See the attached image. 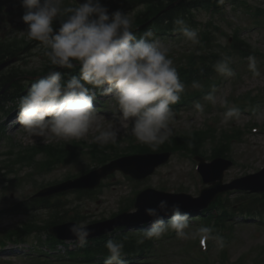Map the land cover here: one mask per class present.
<instances>
[{"label": "clouds", "instance_id": "9594fccd", "mask_svg": "<svg viewBox=\"0 0 264 264\" xmlns=\"http://www.w3.org/2000/svg\"><path fill=\"white\" fill-rule=\"evenodd\" d=\"M20 4L26 35L43 46L51 66L46 75L30 85L18 104L17 123L29 136L80 140L95 126L96 143H116V129L101 128L95 123L97 111L93 101L99 93L114 99L118 111L113 115L130 123V135L138 143L157 151L170 140L174 122L171 106L179 103L185 85L169 58L167 46L151 39V32L138 37L128 14L120 10L110 13L101 0H84L76 5H65L64 0H20ZM173 24L174 30L191 44L200 43L197 31L182 18L174 19ZM230 64L231 58L223 56L214 68L220 75L232 77L235 72ZM77 67L79 74L67 80V73L57 70ZM248 69L253 77L261 75L254 56L248 57ZM204 98L212 104L217 99L212 92ZM222 106L226 108L222 123L239 119V108L228 107L227 100L222 101ZM195 108L203 113L201 104L197 103ZM144 212L151 218L150 226L143 230L137 244L161 239L170 231L177 238L189 237V214L178 203L169 204L162 199ZM165 216L169 217L167 221ZM89 223L79 221L68 229L81 247L92 235ZM191 238L199 239L201 244L215 241L218 250L226 246L224 237L212 226L199 227ZM105 248L108 255L104 264H126L122 258L123 241L109 239Z\"/></svg>", "mask_w": 264, "mask_h": 264}, {"label": "rangeland", "instance_id": "374dc122", "mask_svg": "<svg viewBox=\"0 0 264 264\" xmlns=\"http://www.w3.org/2000/svg\"><path fill=\"white\" fill-rule=\"evenodd\" d=\"M74 1L79 0H64V2ZM239 1H245V3L241 4L240 6H237V9H232L230 5V3L232 2L231 1L227 3L225 7L221 8V11L223 12L222 14H215L206 12L204 10H198L196 12L197 20L198 22H201L203 26V24L207 23L213 17L214 24L222 25L224 32L218 31L216 29L213 34V38L217 42L224 44V46L229 45L228 43L231 39V36L234 34V29L237 27L240 28L242 30L241 35L243 39L249 42L256 50L260 51L262 54L260 56L261 60H257V67L261 75L259 77H253L252 73L248 69V59H240L238 56H233L230 67L235 72V75L232 77H225L223 75L218 74L220 78L219 82H221V84L219 85L216 94H214L217 98L215 104H212L208 101H204L203 103H201L204 109L203 113L197 111L195 106L192 108L181 109L179 111L172 108L174 112V122L171 125V127L173 128V134H178L194 128L204 129L207 127L210 121L214 122L216 124V127L221 130L230 129L231 126H233L234 128H239L244 131L242 140L238 143H232L229 146L230 153L228 155L236 163L232 168L225 172L224 180L226 182L251 172H257L260 168L264 166V105L261 106L257 111H252L251 113L249 111L243 113L240 112L239 119H234L228 124L222 123L223 113L226 111V108L222 106V101L227 100L228 107H230L229 105L234 98L237 99L238 97H243L247 92H251L256 97L264 94V27L257 28L258 25L257 23H255L256 17L249 16L247 13L248 11L250 14H252L257 8H264V0ZM16 2L17 3H14V1L8 0L4 2L3 7L13 5L16 6V11L14 14H7L4 10L1 11L2 13H0V16L1 19L5 21V24H0V34L11 32V37L25 38V43H27L28 45L26 46V49L22 53H20V58H18L10 66L6 67L3 70H0V74L6 73L7 71L17 72L21 69L23 73L26 72L28 75L25 77L26 79L22 80L25 82H20V84L25 88H29L30 85L35 82L31 79L33 78V76L31 77L30 73L40 74L49 66L47 67V65L45 64L46 62H48V60L47 57H45L43 54V46H41L37 41L28 39L25 32L27 26L23 23L19 13L20 11H23V8L21 7L20 0H16ZM102 2L104 4L103 0ZM19 8L21 9L20 11ZM142 11V7H135L134 9L127 10L124 13H127L133 21L136 15H138ZM223 19L226 24L222 22ZM259 20H263V17L259 18ZM197 33L198 39L200 40L202 30L199 29ZM150 38L159 40L163 45L167 46L169 52L172 53H182L187 49L197 47V45L191 44V42L187 41L184 38L180 40L179 38L182 37L178 35H174L173 37H158L152 34ZM174 39L179 40L175 42ZM27 61L32 62L29 64ZM175 63L176 61L173 60V64ZM97 100L103 101L102 104L104 105L102 111L97 113V120L95 122L96 125H99L103 128H108L111 126L118 131L117 139L126 138L130 133L131 125L129 122L117 120L116 117L113 115L118 111L114 99L107 96H100V98ZM13 101L14 100H11V103L9 102V105H7L6 102L1 105L3 112L15 108L14 105L16 104L17 100H15V102ZM94 107L97 111L98 106L96 105ZM16 116L17 115H14L13 117ZM7 119V116L2 117L1 119L2 122L4 120V123L7 121L4 132L5 139L3 142V149H6V146L9 141L12 144L16 145L30 146L33 144L47 143L50 142V140L54 142L61 140L50 139L51 137L40 138L29 136L21 126H18L19 124L17 123V120L13 121ZM251 124H256L259 131L253 132L252 129H250L249 127V125ZM188 125H190V127ZM12 126H14V129ZM96 135H98V133L96 132L94 126L89 131L87 136H85L81 140L90 144L94 140ZM124 145L126 144L124 143ZM204 152L207 156H209L212 153L211 145H208ZM87 158H89V156H87L86 154H82L80 158L81 164H75V169H71L69 171L68 169H70V167L68 169H59L58 171H54L48 175L41 176L38 179H40V181L42 182L45 179H57L58 177L56 176H58L60 172L67 174L76 170V172L80 173L79 170L81 168H85L84 166L86 164L87 166L91 165ZM92 166H90L88 169H90ZM24 172H28V170L23 171V173ZM164 172H169V175L167 177H163L162 175ZM151 177H153L154 179H158L160 184L165 185L166 187H164V189H167L169 191L184 190L185 192L191 193L194 196L199 195L200 187L203 186L201 178L196 171L195 161L190 157L175 154L172 156L171 160L167 164H165L163 168H161L159 173L155 171L152 176H148L144 179V181L140 180L139 182H132L127 179V176H125L123 173L115 172L104 178L102 182H104L105 184V182L109 181L110 179L111 181L121 179L124 180L122 183L124 187L117 188L115 186H112L101 188L102 184H100L97 188L91 190L94 191L101 189L97 192L96 195L89 198L85 197L81 202H76L74 200V195L69 196L67 195L68 192L64 194L63 199H65V202H67V209L75 208L79 213H76V216L80 217L79 219L87 220L91 223L103 218L111 217L112 214L121 210L124 206L123 201L125 199H131V197L137 191L134 184H142L148 182ZM35 191L36 188L34 186H31L30 184H24L20 189H9L4 195V197H10L11 203H13L16 199L17 201L20 200L22 196H24L26 193L27 195H32ZM111 191L113 193H108V197H110V199H103L101 201V198H103V195L101 194L104 192ZM229 193H231L230 197L233 199L236 198L238 195H242L237 192ZM104 196H107V194H105ZM43 214H46V212ZM71 214H75V212H71ZM23 220H25V218L22 216H8V218H2L0 219V230H9L13 228L16 224L21 223ZM251 221L253 220H248V222ZM189 223L192 224L194 223V221L192 220ZM240 228L239 230L238 227H236L234 231H228L225 234L224 239L226 242L227 254L229 256L228 262L230 264H264V223L263 229L261 231L256 229L255 224H253L251 227ZM35 238L36 237H33L30 240H35ZM190 238L191 234L188 238L181 240L183 242L182 244L185 243L184 240ZM26 246L32 247L30 242ZM222 250H218L216 242L213 243V248L211 251L212 253L217 255ZM5 256L2 260H9L4 261L8 262V264H27V259H18V257L14 254H11L9 259H7L8 257ZM240 257H242V260L239 261ZM181 259H184V257L174 256L172 258V260L174 261L169 264H186L184 263V261H181ZM0 264H2L1 261ZM216 264H220V261H218Z\"/></svg>", "mask_w": 264, "mask_h": 264}, {"label": "trees", "instance_id": "16d2710c", "mask_svg": "<svg viewBox=\"0 0 264 264\" xmlns=\"http://www.w3.org/2000/svg\"><path fill=\"white\" fill-rule=\"evenodd\" d=\"M121 2L119 3H124V2H127L129 0H120ZM146 3H150L149 4V7H148V10L147 12L145 13L144 17L142 19H139L137 22H136V25H143L147 22H151V21H154L157 22L160 18L163 17V15H165V17L169 20H164L168 22V25H171L173 20H171L173 17H177L182 10L184 11H190L192 8H195V7H199V6H202L204 5V3H208L210 0H192V1H189V2H184L182 1L174 10L170 11V12H167V13H161L159 16H157V14H159L161 12V10H164V8H166L168 6L169 3H172L176 0H144ZM155 3H152L154 2ZM134 3H138L140 2V0H133ZM131 2L127 3L126 5H129ZM156 27H161V25H157L156 24ZM238 47H241L240 44H238ZM190 58L192 60H195L196 59V55L195 54H191L190 55ZM200 58H205V56H202ZM194 138V135L192 136H186L184 137L185 140L182 141V144L183 145H187L188 144V140H191ZM164 147V145H161L159 147V150L162 149ZM193 148H196V144H193ZM63 150L62 149H59V148H51L49 153L51 155V157H55L56 160L58 162H62V161H65L66 159V154L62 152ZM214 213H211V215H213ZM194 221V220H193Z\"/></svg>", "mask_w": 264, "mask_h": 264}, {"label": "water", "instance_id": "95a60500", "mask_svg": "<svg viewBox=\"0 0 264 264\" xmlns=\"http://www.w3.org/2000/svg\"><path fill=\"white\" fill-rule=\"evenodd\" d=\"M109 172V171H108ZM94 175H97L98 177H102V176H104L105 174H106V172L104 171L103 173H100V172H95V173H93ZM215 188H217L218 189V191H222V190H224L225 188H221V186H220V184H216V187ZM261 189H263V188H260V187H254V190H261Z\"/></svg>", "mask_w": 264, "mask_h": 264}, {"label": "bare ground", "instance_id": "6f19581e", "mask_svg": "<svg viewBox=\"0 0 264 264\" xmlns=\"http://www.w3.org/2000/svg\"><path fill=\"white\" fill-rule=\"evenodd\" d=\"M27 62H28L29 64L31 63V61H27ZM21 64H22V63H21ZM24 64H25V63H24ZM21 66H22V65H21ZM18 67H19V66H18ZM24 67H25V66H24ZM17 69H18V68H17ZM23 70H24V69H23ZM19 73H20V72H19ZM25 73H26V72H25ZM23 75H26V74L22 73L21 76H23ZM27 75H28V74H27ZM30 82H32V81H30ZM23 85H24V84H23ZM16 115H17V114H16ZM16 117H17V116H16ZM16 117H13L12 120H13V121H14V120L16 121V120H17Z\"/></svg>", "mask_w": 264, "mask_h": 264}]
</instances>
